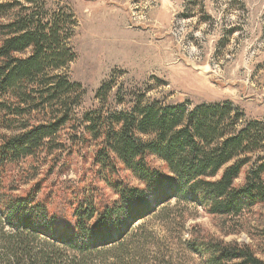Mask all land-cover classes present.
Wrapping results in <instances>:
<instances>
[{"label":"rangeland","instance_id":"obj_1","mask_svg":"<svg viewBox=\"0 0 264 264\" xmlns=\"http://www.w3.org/2000/svg\"><path fill=\"white\" fill-rule=\"evenodd\" d=\"M1 9L0 25L25 15L43 22L57 19L72 29L68 45L74 60L62 71L85 91L80 98L77 92L70 94L69 120L49 147L8 166L2 185L9 195L38 186L36 196L45 199L49 209L65 211L80 188H102L104 195L114 197L98 179V169L105 168L98 154L106 146V131L119 129L115 115L129 113L142 100L183 103L187 108L230 102L239 116L236 127L252 125L257 137L234 186L243 183L253 162L264 158V0H18ZM110 81V91L96 97ZM47 111H33L21 122L19 115L0 114V135L20 123L45 120ZM87 114L95 120L93 128ZM147 159L172 174L163 160L153 155ZM114 164L131 184L142 186L121 161ZM209 208L172 197L109 245L82 253L59 247L56 264L66 259L72 264H202L191 245L198 234L245 244L263 256L264 200L244 204L237 213ZM0 230V235L11 230L1 218ZM31 240V252H39L43 237ZM1 246L0 264H10ZM31 259L26 264L39 263Z\"/></svg>","mask_w":264,"mask_h":264},{"label":"trees","instance_id":"obj_2","mask_svg":"<svg viewBox=\"0 0 264 264\" xmlns=\"http://www.w3.org/2000/svg\"><path fill=\"white\" fill-rule=\"evenodd\" d=\"M17 1L0 2V15L1 8ZM13 18L0 25L4 35L0 38V114L19 115L21 122L33 111H49L45 120L20 123L15 130L0 135V218L11 229L1 233L0 244L10 264L21 260L26 264L32 257L39 260L37 264H56L59 247L82 253L109 245L123 238L129 225L145 219L172 197L200 201L210 205V211L225 214L264 200V158L253 162L243 183L234 186L248 161L244 155L253 150L257 137L252 125L236 127L239 116L230 102L187 108L183 103L162 105L155 100L137 101L129 113L115 115L119 129L106 131V146L98 155L107 171L98 169V179L114 197L104 195L102 188H80L68 200L69 210L65 211L49 209L46 200L36 196L38 186L21 195H9L2 185L8 166L49 147L69 120L70 96L77 92L80 98L85 93L62 71L74 60L68 45L72 29L57 19ZM28 48L30 53L21 56ZM111 87V81L105 82L96 97L105 96ZM87 115L93 128L95 120ZM140 135L149 138L143 140ZM148 155L166 162L172 174L155 167ZM116 160L142 186L122 176ZM36 236L43 237L42 249L32 253L31 239ZM191 245L202 264H264V254L259 257L245 244L210 234L194 236ZM63 264L72 262L66 259Z\"/></svg>","mask_w":264,"mask_h":264}]
</instances>
